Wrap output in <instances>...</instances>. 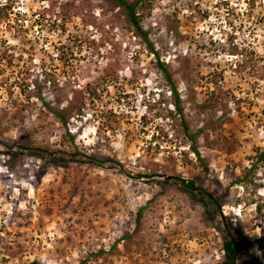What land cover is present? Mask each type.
Returning a JSON list of instances; mask_svg holds the SVG:
<instances>
[{
  "label": "rangeland",
  "instance_id": "1",
  "mask_svg": "<svg viewBox=\"0 0 264 264\" xmlns=\"http://www.w3.org/2000/svg\"><path fill=\"white\" fill-rule=\"evenodd\" d=\"M137 12L155 53L105 0H0V264H218L220 217L168 176L264 261V0ZM21 141L117 164L9 158Z\"/></svg>",
  "mask_w": 264,
  "mask_h": 264
},
{
  "label": "trees",
  "instance_id": "2",
  "mask_svg": "<svg viewBox=\"0 0 264 264\" xmlns=\"http://www.w3.org/2000/svg\"><path fill=\"white\" fill-rule=\"evenodd\" d=\"M105 1L111 3L117 8L122 9L123 15L133 27L135 34L143 38L150 51L155 53L156 51L153 45L148 41L145 32L140 26L137 15V10L143 7L145 0H135L132 2H128L127 0ZM161 67L164 69V65H161ZM171 91L175 96L174 108H176L177 111H181L175 89H172ZM67 108L65 107L63 110H66ZM6 148V154L11 159H15L16 156L23 154L24 151H27L35 159L42 160L47 164L59 166H66L68 164H89L96 167H104V164L107 162H112L113 164L116 162L117 164V161L108 157L99 158L92 154L83 153L77 149L72 152H64L62 150L52 149L49 147H32L23 141L19 143L13 142L11 145H6ZM262 155L263 152L259 154V156ZM243 178L245 177L243 176ZM196 179L198 178L196 177ZM196 179H183L177 176H168L163 177L161 181H158V184L177 185L183 192L195 198L209 217H220L222 256L218 264H264V261H262L260 257H253V255H251V253L248 251V243L243 234H239L235 230V227H233L231 223L228 222L226 217L222 215L220 198L216 197L213 193L209 192L205 187H203L200 181L196 182ZM254 204L255 212L260 214L261 204ZM253 228L254 227H251V229ZM259 246L261 247V245H258V247Z\"/></svg>",
  "mask_w": 264,
  "mask_h": 264
}]
</instances>
